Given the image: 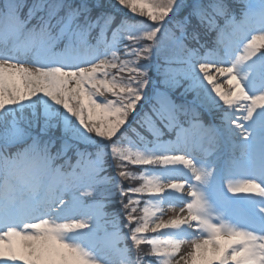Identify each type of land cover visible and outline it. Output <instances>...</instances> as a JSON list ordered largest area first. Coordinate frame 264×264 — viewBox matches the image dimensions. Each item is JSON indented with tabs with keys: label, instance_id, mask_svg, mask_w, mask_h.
I'll return each instance as SVG.
<instances>
[{
	"label": "snow or ice",
	"instance_id": "obj_1",
	"mask_svg": "<svg viewBox=\"0 0 264 264\" xmlns=\"http://www.w3.org/2000/svg\"><path fill=\"white\" fill-rule=\"evenodd\" d=\"M0 264H264V0H0Z\"/></svg>",
	"mask_w": 264,
	"mask_h": 264
},
{
	"label": "rangeland",
	"instance_id": "obj_2",
	"mask_svg": "<svg viewBox=\"0 0 264 264\" xmlns=\"http://www.w3.org/2000/svg\"><path fill=\"white\" fill-rule=\"evenodd\" d=\"M239 155V152H237V156ZM225 158H227V155H225ZM133 171H139V169H133ZM110 172H111V170H110ZM134 184L136 183V182H133ZM128 186V182H125V187H127ZM229 195H233V194H231V193H229ZM237 195H244V194H237ZM108 207H110V208H112L113 210H114V208L116 207V206H114V205H111V204H109L108 205ZM106 211V210H105ZM176 211H179V209H176ZM107 212H109V211H107ZM175 213L173 212V211H168L167 213H166V216H165V218H167L168 216H172V215H174ZM100 235L101 236H103V233H100ZM122 246V245H121Z\"/></svg>",
	"mask_w": 264,
	"mask_h": 264
},
{
	"label": "trees",
	"instance_id": "obj_3",
	"mask_svg": "<svg viewBox=\"0 0 264 264\" xmlns=\"http://www.w3.org/2000/svg\"><path fill=\"white\" fill-rule=\"evenodd\" d=\"M221 23H222V21H221ZM214 36H215V33L213 32V33L211 34V36L208 37V39L211 40ZM202 42H203V41H202ZM69 153H71V152H69ZM70 155H72V153H71ZM74 159H75V157L73 156V161H74ZM105 210H106V211H109V213H111V212L113 211V209L110 208V207H108V206H107V208H106Z\"/></svg>",
	"mask_w": 264,
	"mask_h": 264
}]
</instances>
